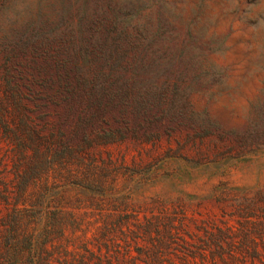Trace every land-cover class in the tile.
<instances>
[{"label":"rangeland","instance_id":"1","mask_svg":"<svg viewBox=\"0 0 264 264\" xmlns=\"http://www.w3.org/2000/svg\"><path fill=\"white\" fill-rule=\"evenodd\" d=\"M69 1L0 0V264H264V133L241 134L264 105V0H91L194 17L213 40L205 67L169 61L168 105L128 125L8 82L2 48Z\"/></svg>","mask_w":264,"mask_h":264},{"label":"trees","instance_id":"2","mask_svg":"<svg viewBox=\"0 0 264 264\" xmlns=\"http://www.w3.org/2000/svg\"><path fill=\"white\" fill-rule=\"evenodd\" d=\"M151 9L70 0L56 20L30 24L29 34L2 48L16 71H9L8 82H14L16 94V79L26 78L29 90L45 97L93 98L90 104H79L87 114L83 122L91 124L113 115L128 125L124 116L129 113L159 111L169 103V89L163 87L169 61L205 67V56L215 49L209 45L213 40L208 31L197 32L194 17L169 21L163 12L155 16ZM202 74L218 82L229 77L219 70L205 69ZM159 78H164L160 87ZM250 78L262 84L259 92L264 95V67L254 69ZM250 112L241 134L264 133L263 103L252 105Z\"/></svg>","mask_w":264,"mask_h":264}]
</instances>
